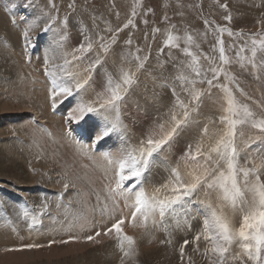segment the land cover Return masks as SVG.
<instances>
[{"label":"snow or ice","instance_id":"snow-or-ice-1","mask_svg":"<svg viewBox=\"0 0 264 264\" xmlns=\"http://www.w3.org/2000/svg\"><path fill=\"white\" fill-rule=\"evenodd\" d=\"M137 6H133L122 25L115 28L109 25L104 30L109 34L107 37L99 32L86 34L88 29L85 28L81 32L83 40L71 51L64 48L68 35L67 17L60 19L58 15L43 9L31 19L23 14L19 17L24 23L21 36L28 62L31 61V49L44 43L42 68L47 78V101L52 110L55 112L69 103L71 106L64 115L66 124L80 125L92 121L95 133L94 137H89L92 149L113 138L120 143L116 152L101 154L105 161L104 178L107 183L103 198L100 195L96 197L92 218L77 216L66 230L79 227L86 241L99 243L97 238L102 235L113 240L122 253L121 264H125V259L136 254L137 244L135 236L128 234L126 228L140 229L143 235H150L152 229L163 225L164 232L170 235L166 218L173 217L176 227H180V215L184 216L186 222L194 197L203 191L206 196L214 193L219 204L217 207L208 205L201 231L179 245L180 264H194L192 256L186 253V247L191 245H195L193 252L202 255L207 264H264V178L260 174L264 171V148L256 150L255 155L245 161L246 165L251 166L242 167L239 143L245 136V128L253 130V136H249L245 144L247 149L252 150L254 142H264V115L258 116L251 106L255 104L264 110V101L257 102L248 96L238 77L229 68L233 62L238 63L242 70L249 71L258 81L264 80V31L250 34L244 44L237 47L234 58H230L226 54L223 37L227 34L228 37L240 38L244 36L243 32L234 33L227 26L204 19L205 31L201 36L206 38L211 34L215 38L213 54L210 55L200 50V45L191 34L186 32L184 36H178L173 34L171 28L168 29L157 52L160 73H148L153 89L149 94L145 84L144 92L140 93L144 97L141 104L133 97L140 85V76L147 72L150 46L147 54H142L143 49L138 45L132 50L133 41L129 35L125 41L129 50L111 70L106 67L119 33L136 28ZM18 7L27 12L33 9L32 0H23ZM68 7L74 9V3ZM219 7L228 11L227 3H219ZM48 8H56L54 0H48ZM148 12L151 9L145 15ZM167 19L164 17V22ZM224 20L231 22V13L225 15ZM11 22L13 25L17 23L15 13ZM142 22L148 23L147 20ZM54 31L57 35L45 41L44 38ZM159 31V28L153 27V36ZM165 48L178 49L186 58L175 78L179 92L177 84L169 83L163 74L165 64L160 63L159 57L164 54ZM168 56L171 59V52ZM202 61L207 62V67ZM173 67L177 65L174 63ZM157 87L169 89L172 102L164 118L155 120L137 141L132 142L126 120L130 119L134 124L139 119V113L148 116L149 108L158 100ZM212 89H218L222 94L221 111L218 116L203 123L199 139L184 149L181 161L186 172L182 174L179 163L176 167L168 168L167 178L153 185L149 192L144 185L158 158L169 153L178 139L194 123H199L195 118L200 114L205 95H210ZM133 108L138 114L135 117L132 116ZM68 134H72L71 128ZM256 156L260 157L259 164L254 163ZM68 188L69 184L65 182V191ZM47 207V202L42 201L40 211L32 212L25 207L20 210L19 216L30 221L28 228L32 229L41 223ZM225 208L240 213L238 228L225 213ZM202 238L208 246L201 252L199 245ZM79 239V235L69 237V240ZM69 240H53L49 241V245L67 244ZM160 242L173 243L170 238ZM42 246L30 243L4 250L21 251Z\"/></svg>","mask_w":264,"mask_h":264},{"label":"rangeland","instance_id":"rangeland-1","mask_svg":"<svg viewBox=\"0 0 264 264\" xmlns=\"http://www.w3.org/2000/svg\"><path fill=\"white\" fill-rule=\"evenodd\" d=\"M22 3L23 0H0V14L5 17L10 33H13V28H18L14 33L16 34V38L10 37L5 31L0 30V41L5 45L4 49L0 48V63L1 61L5 62L2 57H6V65L4 68L0 69V86L5 84L3 88L6 92L5 95L13 96V92L11 93L10 91L13 89L12 86L15 85L17 88L16 91L19 94L16 95V97H18L15 99L16 102H18V104H16L19 107L14 104L13 106H15V108H20V110L11 111L12 113L10 111L6 113L3 112L5 114L0 113V118L2 119L3 116L4 118H7L8 115L10 119L15 118L12 117L14 115L10 116V114H13V112L16 111V115L19 116L18 119H16V122L25 123V121L22 120H25V118L28 117L26 122L31 121L30 124L32 125V128L31 126H26L28 128V130H26L25 126L19 123V130L15 131L13 128L7 130L8 128L4 126L5 124L0 121V128H5V131L8 132L6 137V145L14 155L17 163L21 165L18 169L20 171L24 170L22 179V175H19V177L21 176L20 179L18 177H7L5 172V177L0 175L2 178V180L0 179V200L2 201L0 204L1 206H4V214L1 217L2 220L0 221L3 222L4 226L0 229H4L5 227L8 231H10L8 237H11L12 239H16L17 237V240H14L16 244L19 243L17 248L24 244H30V242L31 244H40L43 246L39 248L23 249L24 251L29 250L28 252L32 251L33 255L23 257L19 260V262L17 259H15L16 261H14V263L11 262L10 264H121L122 253L119 252V249L115 246L113 240H110L102 235L97 238L99 243L86 241L82 239L83 233L81 234L79 227H75V229H78L77 232L79 233H72L75 232L73 230L74 228L71 230H66L68 224L73 222L74 218L77 216H81L83 214L87 219L92 218V209L97 204V195H100L101 198H103L105 195L104 185L107 183V181L104 180L105 161H103L101 158L102 153H99V151H96L99 154H94L95 151H93L94 153H91L94 157H92L90 153L82 155L74 151V144H77L78 142V144H86V142H84L85 140L81 139L79 134V137L77 136V131L82 126L83 128L81 129L87 132L88 137L94 136V124L92 121L81 123L80 125L66 124L64 115L71 106L69 103H65V105L59 107L56 112L52 111V108L47 101V78L45 77L42 68L44 43L31 49V61L28 62L24 56L23 39L21 36L24 23L20 21V15H28L29 19H31L33 16H36L35 14L39 15L40 11L43 9L45 11H50L52 15H58L60 19L67 17L69 20L67 28L68 35L64 41V48L66 51H71L72 48L76 47L83 40L81 32L85 28L88 29V33L86 34H94L99 32L101 35H105L107 37L109 34L104 30L109 25H111L113 28L118 25H122L129 17L133 6L138 5V14L135 17L136 28L125 29L123 32L119 33L117 43L112 46L113 51L109 55L106 67L111 70L114 64L119 63L121 56L129 50V46L125 44V41L129 38V35H131V39L133 41L131 45L132 50H134L138 45L143 49L142 54H147L150 46L152 53L149 64L147 65V72L140 76V85L133 97V99H138L140 100L141 104H143L144 97L140 95V93L144 92L145 84L148 86L149 94L153 89L152 79L148 73L155 72L157 75L160 73L157 52L162 46L163 39L165 38L166 31L168 29L171 28L173 34L178 36H184L186 32L191 34L196 39V42L200 45V50L210 55L213 54L212 46L215 44V38L211 34H209L206 38L201 36V33L205 31L203 24L204 19L214 21L217 25L227 26L231 28L234 33L243 32L244 36L240 38L228 37L227 34H225L223 37L226 54L230 58H234L237 47L244 44L245 40H247V37L250 34L264 31V0H219V3H227V12L219 7L217 0H54L56 5V8L54 9L48 8V0H32L33 9H29L27 12H25L22 7H18V5H21ZM70 3H74V9H70L68 7ZM148 9H151V12H148V14L145 15V12H147ZM13 13L16 14V25H13L11 22ZM117 13L119 14L118 16ZM228 13H231L232 15L231 22L224 20V16ZM164 17H168L166 22H164ZM93 18H95V24L93 23ZM143 20H147L148 23L144 24L142 22ZM171 26H174V28ZM153 27L160 29V31L157 32L155 36L152 34ZM56 35L57 33L55 31L51 32L44 38V40L48 41L51 37ZM183 46V41H181V47ZM193 51H196V49L193 48ZM169 52H171V59H169L168 56ZM216 55H218V53H216ZM185 59L186 58L184 55L178 49L167 48H165L164 54L159 57L160 63L165 64L163 72L164 76L167 77L169 83L177 84L178 92L180 91V88L178 87V81H176L175 78L179 75L181 70L179 66ZM174 63L177 65L175 68L173 67ZM202 64L207 67L206 61H202ZM229 68L230 71L238 77L241 87L248 96L252 97L253 100L257 102L264 101V80L258 81L252 74H250L249 71L242 70L238 63L233 62ZM11 83L12 86H10ZM198 87L206 88L207 86L198 85ZM16 91L14 92L17 94ZM155 91L158 93V100L149 108L148 116L145 117L142 112L139 113V119L134 124L130 119L126 120V122L129 123V136L132 142L137 141L141 134L146 132L152 126L155 120L164 118L165 113L172 102L171 91L169 89L157 87ZM9 92L11 94H9ZM240 98L243 100V97ZM31 101L36 107L34 110L29 109L30 105L34 106L31 104ZM248 102L251 103V101ZM38 103L41 104L38 105ZM221 105L222 94L218 89H212L210 95H205L200 107V114L195 118L199 123H194L178 139L176 144L173 146V149L169 153L158 158L157 162H159V164L156 162L151 174L145 182L144 187L146 190L150 192L153 185L162 183L168 176L167 169L170 168V166L176 167L179 163L182 174L186 172L183 162L181 161V156L184 149L190 143L195 144V142L200 137V128L202 127L203 123L208 122V120L218 116L221 111ZM251 106L258 116L264 115V110L256 107L255 104H252ZM137 115L138 114L133 108L132 116L135 117ZM30 118H32V120ZM10 119H7V121H11ZM51 125L56 129H52L53 127H51ZM59 127L60 133L58 132ZM70 128L72 129V132L75 131L71 135L68 134ZM29 130L31 131V140L36 139L35 142L39 143L38 146L40 148V150H37V157L34 156V159L32 158L34 162L32 159H29V156L26 152L23 153L26 159L17 158L22 157V155L14 145V141L18 142L20 138H24L25 132ZM244 131L245 136L241 141H239L241 147L240 165L242 167L251 166V164L246 165L245 161L248 159V157L254 156L256 150L264 148V142L257 141L253 143L252 150L247 149L245 144L248 143L249 136H253V130L250 128H245ZM3 135L5 134H2V136ZM26 138L28 139L27 136ZM62 141L67 143H64L63 145ZM88 142H91V140H88ZM100 145L102 147L104 146V150L102 149V151L105 152L114 150L107 146L120 147L119 141H117L115 138L106 140ZM42 151L44 152L42 153ZM114 151L116 152V150ZM97 155L99 156L95 157ZM90 157L96 159L91 162L89 159ZM37 160L43 164L44 169L41 168L42 165H40V163H38L39 161ZM47 160H49V162ZM101 160L104 163H101ZM254 163H260L259 156L255 157ZM91 164H94V166L98 165V167L102 166V169H100L102 172L100 170L97 172V169L92 167L94 168L93 170L90 167ZM91 169L93 170L94 174H92L93 172H91ZM260 174L262 178H264V171H262ZM60 181L63 182V184L61 183L62 185L59 184ZM65 182L69 184L67 191L64 189ZM73 200H76V203ZM42 201L48 202L47 204H49V208L47 207L43 216L41 217L43 218L40 223L41 225L43 220H45L47 217H50V215L52 218H58V216L61 218L63 215V219L69 214L68 217L71 215V218H67L66 221L68 223L66 222L62 225L52 222L51 227L53 226V228L46 227L45 229H42L40 224H38L34 226L36 230L32 228L34 232H30L31 229L28 228V223L30 221L21 219L20 216H18L19 212L25 207H27V209L32 212L40 211V205ZM57 204H59L61 208L58 207L57 209ZM209 204H211L213 207H217L219 204L214 193L207 196L203 191L197 193L194 197L193 204L190 206V215L188 216L187 221L185 222L184 216L182 214L180 215V227H176V220L173 217L169 216L166 218L165 223L170 226V235L164 232L163 225H161L159 228L152 229L150 235L147 236L143 235L140 229H135L134 231L133 228H126L127 233L129 232L128 234L130 235H135V232L137 233L139 237L135 235V237L137 236L136 241L137 239H143L144 241L147 239V241L144 242L142 240V242L138 240L139 244H136V246L139 245V248H136V254L130 259H125V264H180L178 251L179 245L185 239L191 240L198 232L201 231L203 219L208 213ZM224 211L232 219L234 226L238 228L240 213H233L229 208H225ZM96 218H99L98 213ZM20 222L24 224L23 229L19 227ZM80 222H83V220ZM13 229H15V231H13ZM139 231L141 234L138 233ZM76 235H82L81 239L69 240L70 236ZM169 238L173 241L171 245L166 243L162 244L160 242L161 240H167ZM61 239L69 240V242L67 244L52 243L49 245V241H58ZM81 240L84 244L81 243ZM147 242H149V244H146ZM75 244L78 246V248H75ZM107 244L109 246L108 249L106 248L108 247L106 246ZM101 245L104 246V248ZM141 245L142 248L140 247ZM9 246V243H4V247L0 246V253L8 252L4 249L8 248ZM199 246L202 252L204 247L208 245L202 238ZM53 247H55L57 250H52ZM193 247H195V245L186 247V253L187 255L192 256L194 264H207V260L202 255L193 252ZM97 248L99 249V252L97 251ZM138 249H142L143 251H139ZM39 250L40 252H37ZM88 251L89 255L91 254L92 256L91 261L90 257H88L89 255H87ZM82 255H85V258L82 257ZM93 255L99 256L94 258L95 256ZM2 260H0V264H6L8 261L13 259L6 258ZM79 260H82L83 262L80 261L79 263Z\"/></svg>","mask_w":264,"mask_h":264},{"label":"bare ground","instance_id":"bare-ground-1","mask_svg":"<svg viewBox=\"0 0 264 264\" xmlns=\"http://www.w3.org/2000/svg\"><path fill=\"white\" fill-rule=\"evenodd\" d=\"M38 7V6H37ZM107 7V6H106ZM38 9V8H37ZM110 12V11H109ZM35 15H37V14H35ZM121 19V18H120ZM17 27H15V28H13V33H10V31H9V29H8V25H7V21H6V19H5V17L4 16H2L1 14H0V30H3V31H5L6 33H7V35L8 36H10V37H13V38H16V34H14L16 31H17ZM157 44V43H156ZM0 48L1 49H4L5 48V45L0 41ZM152 53V52H151ZM2 59H4L5 60V62L4 61H1V63H0V69L1 68H4L5 67V65H6V57L5 56H3L2 57ZM4 75V74H3ZM149 81V80H148ZM6 83V82H5ZM8 83V82H7ZM13 84H15V83H13ZM9 85V84H8ZM4 86H5V84L3 85V86H0V113H3V112H11V111H13V110H20V108H15V106H13V104L14 105H16V106H18L17 104H18V102H16V99H17V97H16V95H19L18 94V92L16 91V87H15V85L14 86H12V83L10 84V86H12V88L13 89H11V93L13 92V96L11 95H9V96H7V95H5L6 94V92H5V90L3 89L4 88ZM9 88V87H8ZM4 90V91H3ZM4 92V94H3V92ZM14 91H16L17 92V94L14 92ZM9 92V94H11ZM14 93H15V95H14ZM3 95H5V96H3ZM35 96V95H34ZM16 98V99H15ZM24 99V98H23ZM15 101V102H14ZM27 101V100H26ZM26 101H24V102H26ZM29 102V101H28ZM32 102V101H31ZM30 102V103H31ZM40 102V101H39ZM17 103V104H16ZM27 103V102H26ZM32 105H34V103L32 102L31 103ZM39 104H41V103H38V105ZM30 105V104H29ZM27 106V105H26ZM25 106V107H26ZM19 107V106H18ZM33 107V108H32ZM43 107V106H42ZM36 107H35V105L34 106H31L30 105V110H34ZM39 108H41V107H39ZM23 109V108H22ZM24 109H27V108H24ZM42 109V108H41ZM15 111V112H16ZM22 111V110H21ZM53 111V110H52ZM15 112H13V114H10V116L11 115H14V116H12V117H15V118H12V119H10V117H8L7 116V118H4V116L2 117V119L0 118V121L2 122V123H4L5 125V127H7L8 129L7 130H10V129H14L15 131H18L19 130V128H18V125H19V123H21V124H23L24 126H25V129L26 130H28V128L27 127H29V126H31V128H32V125L30 124V122L31 121H27L26 122V119L28 120V117L27 118H25V120H22V121H25V123H22V122H16V119H18V117L19 116H17L16 115V113ZM37 112V111H36ZM43 112V111H42ZM56 112V111H55ZM5 113H3V114H5ZM12 113V112H11ZM44 113V112H43ZM8 114V113H7ZM6 114V115H7ZM18 114V113H17ZM46 115V114H45ZM51 116H52V114H51ZM24 117V116H23ZM41 117V116H40ZM35 118V117H34ZM41 118H43V117H41ZM7 119H10L11 121H7ZM31 120H32V118H30ZM37 120V119H36ZM28 123V124H27ZM34 123V122H33ZM3 126V125H2ZM1 126V127H2ZM21 126V125H20ZM27 126V127H26ZM23 127V126H22ZM36 127H37V125H36ZM51 127H53L52 125H51ZM31 128H30V130H31ZM55 127H53L52 129H54ZM64 128V127H63ZM81 128H83L82 126L80 127V129ZM4 129V130H3ZM0 128V175H3L2 177H5L4 175H6L7 177L8 176H10V177H18L19 179H20V177H19V175H22V177H21V179L23 178V171H20L18 168H20V164H18L17 163V161H16V159H15V157H14V155L11 153V151H10V149H9V147L6 145V137H7V135H8V132H6L5 131V128ZM33 129H35V128H33ZM56 129V128H55ZM65 129V128H64ZM63 129V130H64ZM78 130L77 131V136H78V134L80 135V138L81 139H84L85 141L84 142H86V144H84L83 142H80V143H83V144H74V146H73V148H74V151L77 153H80V154H88V153H90V155L92 156V157H94L91 153H94L93 151H95V153L94 154H96V153H98V152H96V151H99V153H105V151H102V149L104 150V146L102 147L101 145H99L98 147H96L95 149H92L91 148V142H88V140H91L89 137H88V134H87V132H85V131H83L82 129L81 130ZM26 131L25 132V137L24 138H20L19 139V141L17 142V141H14V145H15V148L16 149H18L19 151H20V154L22 155V157H17V158H24V159H26L25 158V156L23 155V153L24 152H26L27 154H28V156H29V159H34V156H36L37 157V150H40V148H39V146H38V142H35V140H31L32 139V136H31V131ZM36 130V129H35ZM34 130V131H35ZM58 130V129H57ZM56 130V131H57ZM56 131H54V132H56ZM62 131V130H61ZM59 133H60V127H59V131H58ZM65 132V131H64ZM63 132V133H64ZM75 132V131H74ZM74 132H72V133H74ZM2 134H5V135H3L2 136ZM61 134H62V132H61ZM26 136L28 137V139L26 138ZM57 136V135H56ZM36 137V136H35ZM71 137V136H70ZM79 137V136H78ZM91 137H94V136H91ZM5 138V139H4ZM58 138V137H57ZM80 139V140H81ZM56 140V139H55ZM58 140V139H57ZM54 142V141H53ZM63 143V145H64V141H62ZM58 143V142H57ZM67 143V142H66ZM65 143V144H66ZM105 145V144H104ZM50 146V145H49ZM53 146V145H52ZM71 146V145H70ZM107 146V145H106ZM41 147V146H40ZM55 147V146H54ZM107 147H109L110 149H114V150H117L118 149V147H116V146H107ZM106 147V148H107ZM39 148V149H38ZM51 148V147H50ZM105 148V149H106ZM43 149V148H42ZM44 150V149H43ZM51 150H54V149H51ZM114 150H111L110 152L111 153H114L115 151ZM44 151H42V153H43ZM39 153V152H38ZM50 153V152H49ZM98 153V154H99ZM44 155V154H43ZM79 155V154H78ZM80 156V155H79ZM99 155H97V156H95V157H98ZM32 159V160H33ZM90 160H91V162H93V160L94 159H96V158H89ZM23 160V159H22ZM36 160V159H35ZM41 160V159H40ZM37 161H39V160H37ZM45 161V160H44ZM48 162H49V160H47ZM46 161V162H47ZM33 162H34V160H33ZM42 162V161H41ZM90 162V163H91ZM16 163H17V166H16ZM35 163H37V162H35ZM38 163H40V161L38 162ZM101 163H104L102 160H101ZM158 164H159V162H157ZM47 164V163H46ZM40 165H42V169H44L43 168V164L42 163H40ZM32 166V165H31ZM159 166V165H158ZM90 167L92 168V167H94V168H96L97 169V172H99V170L100 169H102V166H99L98 167V165H95L94 166V164L92 165H90ZM163 167V166H162ZM171 167V166H170ZM85 168V167H84ZM94 168H92L93 170H94ZM165 168V167H164ZM168 168V167H167ZM91 169V170H92ZM83 170V169H82ZM93 170L91 171V172H93ZM44 171V170H43ZM42 171V172H43ZM101 172H102V170H100ZM6 174H5V173ZM84 172V171H83ZM86 172V171H85ZM95 172H96V170H95ZM25 173V172H24ZM87 174V173H86ZM86 174H84V175H86ZM92 174H94V172L92 173ZM26 175H27V173H26ZM81 175H82V172H81ZM86 177V176H85ZM84 177V178H85ZM0 179L2 180V178H1V176H0ZM39 179V178H38ZM88 179V178H87ZM155 179V178H154ZM105 180V179H104ZM106 181V180H105ZM22 182V181H21ZM25 182V181H24ZM63 184V182H59V184ZM61 184V185H62ZM72 184V183H71ZM70 184V185H71ZM19 185V184H18ZM98 188H101V187H98ZM1 189V188H0ZM23 189V188H22ZM99 190V189H98ZM79 194V193H78ZM102 194H103V192H102ZM6 195V194H5ZM18 195V194H17ZM70 196V195H69ZM79 197V196H78ZM75 199H76V197H75ZM79 199V198H78ZM21 201V200H20ZM74 201V200H73ZM76 201V200H75ZM74 201V202H75ZM2 201L0 200V203H1ZM48 203V202H47ZM76 203V202H75ZM64 204V203H63ZM63 204H61V205H63ZM49 205V204H48ZM58 205V204H57ZM56 205V206H57ZM76 207V206H75ZM203 207V206H202ZM49 208V207H48ZM60 208H61V206H60ZM57 209H58V207H57ZM73 209V208H72ZM197 209V208H196ZM52 210V209H51ZM56 210V209H55ZM64 210V209H63ZM75 210V209H74ZM59 211H60V209H59ZM69 211V210H68ZM52 212H54V211H52ZM62 212V211H61ZM66 212V211H65ZM193 212V211H192ZM191 212V213H192ZM48 213V212H47ZM51 213V212H50ZM69 213V212H68ZM67 213V214H68ZM198 213V212H197ZM4 214V206H1V204H0V221L2 220L1 219V217H2V215ZM62 214V213H61ZM63 214H64V212H63ZM85 214H86V212H85ZM69 215V214H68ZM68 215L66 216V217H64L63 219H62V216H61V218H59L60 216H58V218H52L51 217V215H50V217H47L45 220H43V223H42V225L40 224V226L42 227V229H45L46 227H50V228H53V226L51 227V225H52V222H55L56 224H65L67 221V218H71L70 216L68 217ZM83 215V214H82ZM81 215V216H82ZM19 216V215H18ZM82 217H84V215L82 216ZM43 218H41V220H42ZM68 223V222H67ZM61 225V226H62ZM4 226V224H3V222H0V228L1 227H3ZM60 226V227H61ZM19 227L21 228V229H23V227H24V224H22V222H20V224H19ZM8 228V227H7ZM49 228V229H50ZM33 229L34 230H36V228H34L33 227ZM41 229V228H40ZM77 229V228H76ZM75 228L73 229L75 232H72V233H79V232H77L78 231V229L76 230ZM128 229V228H127ZM34 230H32L31 229V231L30 232H34ZM157 230V229H156ZM159 230V229H158ZM180 230V229H179ZM134 231H135V229H134ZM27 232V231H26ZM132 232V231H131ZM160 232V231H159ZM180 232H181V230H180ZM9 233H10V231H8L5 227H4V229H0V246H2V247H4V243H9L10 244V246L8 247V248H17V245L19 244H16L15 243V241L14 240H17V237H16V235H15V237H16V239H12L11 237H8L9 236ZM129 233V232H128ZM138 233H140V231L138 232ZM156 233V232H155ZM82 234V233H81ZM141 234V233H140ZM135 235H137V233L135 232ZM134 235V236H135ZM183 235V234H182ZM82 236V235H81ZM138 236V235H137ZM137 236L135 237V238H137ZM147 236V235H146ZM155 236V235H154ZM33 237V236H32ZM139 237V236H138ZM149 237V236H148ZM143 238V237H142ZM142 238H140V239H142ZM155 238H156V236H155ZM154 238V239H155ZM179 238V237H178ZM9 239H12V240H9ZM83 239V238H82ZM149 239V238H148ZM84 240V239H83ZM138 240L139 239H137V244H139L138 243ZM143 240V239H142ZM142 240H139V241H142ZM151 240V239H150ZM26 241V240H25ZM36 241V240H35ZM82 241V240H81ZM144 241V240H143ZM142 241V242H143ZM146 241H147V239H146ZM146 241H144V242H146ZM152 241V240H151ZM109 242V241H108ZM113 242V241H112ZM159 242V241H158ZM157 242V243H158ZM31 243V242H30ZM82 244H84L83 243V241L81 242ZM81 243H78V244H81ZM105 243H107V242H105ZM103 244V243H102ZM143 244H145V243H143ZM146 244H149V242H147ZM69 245V244H68ZM86 245H88V244H86ZM110 245V244H109ZM64 246V245H63ZM73 246V245H72ZM102 246V245H101ZM106 246H108V244L106 245ZM114 246V245H113ZM146 246V245H145ZM144 246V247H145ZM67 247V246H66ZM81 247V246H80ZM95 247V246H94ZM103 248H104V246H102ZM139 248V245L138 246H136V248ZM141 248H142V245L140 246ZM143 247V248H144ZM59 248H61V247H59ZM63 248H65V247H63ZM67 248H69V247H67ZM66 248V249H67ZM72 248H74V247H72ZM75 248H78V246H76V244H75ZM74 248V249H75ZM99 248V247H98ZM97 248V251L99 252V249ZM107 249L109 248V246L108 247H106ZM0 249H1V247H0ZM50 249V248H49ZM62 249V248H61ZM111 249V248H110ZM52 250H57L55 247H53L52 248ZM139 250V249H138ZM137 250V251H138ZM141 251H143L142 249H140ZM139 250V251H140ZM29 251V250H28ZM28 251H24V250H21V251H8V252H6V253H0V260H2V259H13V260H10V261H8L6 264H10L11 262H13L14 263V261H16L15 259H17L18 260V262H19V260L20 259H22L23 257H26V256H32L33 254V252L31 251V252H28ZM70 251V250H69ZM95 251H96V249H95ZM103 251V250H102ZM102 251H100V252H102ZM109 251V250H108ZM171 251V250H170ZM37 252H40V250L39 251H37ZM120 252V251H119ZM172 252V251H171ZM69 253V252H68ZM96 253V252H95ZM141 253V252H140ZM168 253H169V251H168ZM38 254H40V253H38ZM96 254H98V253H96ZM104 254V253H103ZM106 254V253H105ZM114 254V253H113ZM120 254V253H119ZM118 254V255H119ZM157 254V253H156ZM35 255H36V253H35ZM87 255H89V251H88V254ZM86 255V256H87ZM100 255V254H99ZM99 255H97V256H99ZM173 255V254H172ZM85 256V255H84ZM83 255H82V257H84ZM93 256H95L94 258H96L97 256L96 255H93ZM79 257V256H78ZM88 257H90V261H91V254L88 256ZM87 257V258H88ZM85 258V257H84ZM86 258V259H87ZM94 258H93V260H94ZM101 258V257H100ZM100 258H98L99 260H101ZM98 259H97V262H98ZM170 259V258H169ZM145 260V259H144ZM3 261V260H2ZM80 261H82V260H79V263H80ZM86 261V260H85ZM87 261H88V259H87ZM105 261V260H104ZM163 261V260H162ZM5 262V261H4ZM65 262V261H64ZM78 262V261H77ZM83 262V261H82ZM96 262V261H95ZM94 262V263H95ZM100 262V261H99ZM126 262V261H125ZM103 263V262H102ZM107 263V262H106ZM68 264V263H67Z\"/></svg>","mask_w":264,"mask_h":264}]
</instances>
